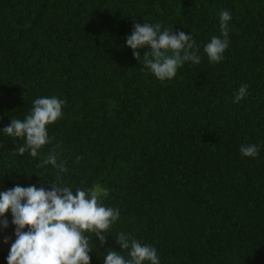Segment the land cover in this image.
Instances as JSON below:
<instances>
[{"label": "trees", "instance_id": "1", "mask_svg": "<svg viewBox=\"0 0 264 264\" xmlns=\"http://www.w3.org/2000/svg\"><path fill=\"white\" fill-rule=\"evenodd\" d=\"M221 10L230 44L210 63L203 48L221 35ZM146 22L192 34L201 62L155 78L147 48L138 62L124 41ZM243 84L249 94L233 103ZM42 96L65 100L63 117L36 158L0 134V191L58 178L107 188L120 219L104 246L93 238L91 264L122 251L120 232L154 246L161 264H264V147L239 151L264 145V0H0V130ZM49 152L66 173L41 166Z\"/></svg>", "mask_w": 264, "mask_h": 264}, {"label": "clouds", "instance_id": "2", "mask_svg": "<svg viewBox=\"0 0 264 264\" xmlns=\"http://www.w3.org/2000/svg\"><path fill=\"white\" fill-rule=\"evenodd\" d=\"M231 20L228 10L220 11L221 35L212 36L203 48L210 63H220L225 58L230 44ZM124 41L138 62L141 58L139 50L147 48L142 55L144 67L160 81L172 80L186 63L198 65L201 62L199 47L192 34L167 28L162 30L159 24L134 23L131 34ZM248 94V85H241L234 94L233 103H240ZM65 103L56 96L39 97L23 120L11 119L0 134L23 139V145L15 147L14 152L21 156L27 152L36 158L43 146L51 143L48 126L63 117ZM262 147L264 145H241L239 151L242 157L256 158ZM46 165L57 169L58 174L68 171L63 162H58L54 152H49L42 160L41 166ZM108 194V189L100 184L73 191L59 178L53 183L41 182L40 187L16 184L0 191V231L7 230L11 224L15 236L6 264H91L93 245L97 248L93 238L104 246L109 230L120 219L118 208L104 204ZM116 242L122 251L107 248L111 250L103 256V264H161L154 246L142 244L126 232L118 233ZM3 243L9 244V238ZM124 250H127V257L122 255Z\"/></svg>", "mask_w": 264, "mask_h": 264}, {"label": "rangeland", "instance_id": "3", "mask_svg": "<svg viewBox=\"0 0 264 264\" xmlns=\"http://www.w3.org/2000/svg\"><path fill=\"white\" fill-rule=\"evenodd\" d=\"M5 238H9V244H4L3 240ZM15 236H14V232L11 231H3L2 233H0V247L2 248H6L9 250L10 248V244L12 241H14Z\"/></svg>", "mask_w": 264, "mask_h": 264}]
</instances>
